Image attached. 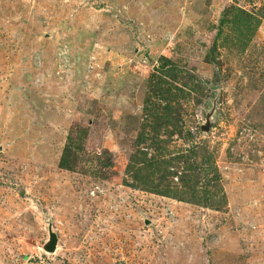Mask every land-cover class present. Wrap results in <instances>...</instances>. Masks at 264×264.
Instances as JSON below:
<instances>
[{"label": "rangeland", "instance_id": "obj_1", "mask_svg": "<svg viewBox=\"0 0 264 264\" xmlns=\"http://www.w3.org/2000/svg\"><path fill=\"white\" fill-rule=\"evenodd\" d=\"M0 264H264V0H0Z\"/></svg>", "mask_w": 264, "mask_h": 264}, {"label": "water", "instance_id": "obj_2", "mask_svg": "<svg viewBox=\"0 0 264 264\" xmlns=\"http://www.w3.org/2000/svg\"><path fill=\"white\" fill-rule=\"evenodd\" d=\"M210 116H211V112L209 111L206 116V121L201 125L202 131H206L208 129L210 125ZM56 245H57V236L51 230V227L48 225L47 226V240L43 244L42 250H44L45 252L52 253L55 250Z\"/></svg>", "mask_w": 264, "mask_h": 264}]
</instances>
